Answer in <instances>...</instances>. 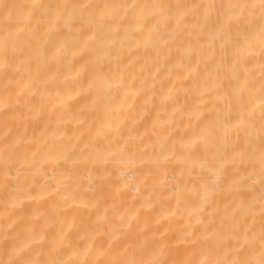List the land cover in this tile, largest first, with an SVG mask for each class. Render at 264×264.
I'll return each instance as SVG.
<instances>
[{
    "label": "bare ground",
    "instance_id": "1",
    "mask_svg": "<svg viewBox=\"0 0 264 264\" xmlns=\"http://www.w3.org/2000/svg\"><path fill=\"white\" fill-rule=\"evenodd\" d=\"M0 264H264V0H0Z\"/></svg>",
    "mask_w": 264,
    "mask_h": 264
},
{
    "label": "rangeland",
    "instance_id": "2",
    "mask_svg": "<svg viewBox=\"0 0 264 264\" xmlns=\"http://www.w3.org/2000/svg\"><path fill=\"white\" fill-rule=\"evenodd\" d=\"M202 142H207V139H205V138H204V139H202Z\"/></svg>",
    "mask_w": 264,
    "mask_h": 264
}]
</instances>
